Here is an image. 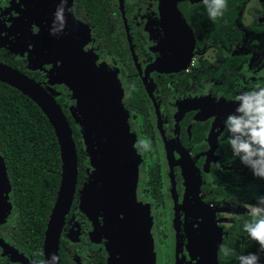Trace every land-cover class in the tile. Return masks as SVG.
Masks as SVG:
<instances>
[{
	"label": "flooded vegetation",
	"instance_id": "obj_1",
	"mask_svg": "<svg viewBox=\"0 0 264 264\" xmlns=\"http://www.w3.org/2000/svg\"><path fill=\"white\" fill-rule=\"evenodd\" d=\"M61 3L0 0V64L55 99L77 151L70 207L49 239L60 147L59 168H51L43 160L50 154L36 153L31 138L7 136L0 122V264H49L53 254V264H138L140 241L116 217L121 180L93 177L85 140L88 130L99 150L118 90L139 160L133 206L151 218L155 264H213L215 248L218 264H227L221 246L239 250L245 235L234 226L257 204L243 193L264 181L233 155L224 124L237 95L264 86V0H228L215 22L203 0H67L66 25L52 34ZM136 213L129 215L140 237Z\"/></svg>",
	"mask_w": 264,
	"mask_h": 264
},
{
	"label": "water",
	"instance_id": "obj_2",
	"mask_svg": "<svg viewBox=\"0 0 264 264\" xmlns=\"http://www.w3.org/2000/svg\"><path fill=\"white\" fill-rule=\"evenodd\" d=\"M100 72L104 74L103 71ZM78 81L79 80H76V83H78ZM0 82L17 89L23 95L27 96L29 99H31L37 104L40 110L46 116L50 125L52 126L57 138L56 140H58L62 160V182L60 189V197L54 210V222L50 223L48 230V237L49 239H51V235L54 230L53 227L56 226L55 221L57 219V216L64 208V205L66 207V211H68L76 184L77 151L75 142L72 140V130L61 107L56 103L55 99L39 84L35 83L33 80L29 79L25 75L1 64ZM76 93L77 92L74 90L75 97ZM117 98V103L113 104L112 110L110 111L111 115H109L108 118H105L101 123V142L98 151L95 150V145L91 140L92 133L88 130L85 132V140L87 141V152L91 156L92 165L95 168L93 176L94 178H98L101 172L104 177H109V179H112L115 176L120 178L121 182L120 189L118 192L119 206L116 209V217L118 219L120 217L124 218L128 231L132 234V242L134 243L135 240L138 239L140 241L141 247L140 250H138V264H155V252L152 245V240L150 239L152 233V228H150L151 218L147 212L144 213L142 211L143 209L141 207L135 208L133 206L137 195L136 180L139 164L137 150L135 149V138L134 135L130 132L129 127L126 123V118L123 114V107L120 102L119 90L117 91ZM104 113L103 110L100 111L102 118L104 116ZM98 152H101L102 158L106 163L105 165L103 163L102 158L97 161ZM114 171H116L115 174ZM104 183L106 184L105 181ZM102 190L103 194H106L108 192L105 189ZM66 194H69V199H67V203L65 202ZM130 211L132 213L137 212L136 214H143V220L140 223V229L142 232V235L140 237H137V221L129 215ZM61 225L62 219L58 227L57 238L60 233ZM56 240L55 248L57 249ZM47 250L50 254L51 241H48L47 243ZM212 259L213 264H218L217 248L214 249Z\"/></svg>",
	"mask_w": 264,
	"mask_h": 264
},
{
	"label": "clouds",
	"instance_id": "obj_3",
	"mask_svg": "<svg viewBox=\"0 0 264 264\" xmlns=\"http://www.w3.org/2000/svg\"><path fill=\"white\" fill-rule=\"evenodd\" d=\"M66 3L67 0H62L55 13L52 34L61 33L66 25L64 15ZM203 3L213 22L224 16L228 10V0H203ZM235 100L238 107L224 122L225 128L231 133L229 143L232 153L239 157L240 163L249 168L254 176L264 180V86L257 82L252 90L237 95ZM142 143L145 150L150 148V143ZM249 207L254 219L244 223V231L258 243L259 251L264 253V196L258 197L257 204ZM221 251L224 255L231 254L223 245ZM57 260L53 254L49 264ZM239 260L240 264H260V257L256 253L241 255Z\"/></svg>",
	"mask_w": 264,
	"mask_h": 264
},
{
	"label": "trees",
	"instance_id": "obj_4",
	"mask_svg": "<svg viewBox=\"0 0 264 264\" xmlns=\"http://www.w3.org/2000/svg\"><path fill=\"white\" fill-rule=\"evenodd\" d=\"M32 102H25L24 98L19 97V93L6 84L0 83V122L5 123V133L12 137L31 138L36 143V153L50 154L49 157H43L52 165L51 168H59V146L56 135L49 121L40 108H31ZM44 146L50 147L44 149ZM254 176V175H253ZM252 179H259L255 176ZM262 180V179H260ZM254 191L246 190L244 195L246 200H254L257 203V198L264 196V181L261 182ZM245 217V222H251L254 217L248 212L242 215ZM244 223L235 224L234 228H239L241 233H244L243 240H239V250L230 255H226L225 260H231L227 264H240L239 257L241 255H248L256 253L260 257V264H264V253L259 251V245L252 240L246 231H244ZM235 232H238L235 230Z\"/></svg>",
	"mask_w": 264,
	"mask_h": 264
},
{
	"label": "rangeland",
	"instance_id": "obj_5",
	"mask_svg": "<svg viewBox=\"0 0 264 264\" xmlns=\"http://www.w3.org/2000/svg\"><path fill=\"white\" fill-rule=\"evenodd\" d=\"M248 211L250 212V214H251V210H250V208H248Z\"/></svg>",
	"mask_w": 264,
	"mask_h": 264
}]
</instances>
